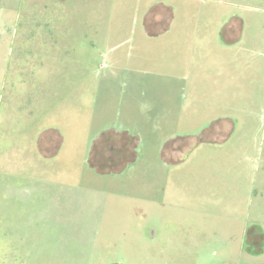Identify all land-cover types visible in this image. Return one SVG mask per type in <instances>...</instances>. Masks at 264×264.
<instances>
[{
    "label": "rangeland",
    "instance_id": "374dc122",
    "mask_svg": "<svg viewBox=\"0 0 264 264\" xmlns=\"http://www.w3.org/2000/svg\"><path fill=\"white\" fill-rule=\"evenodd\" d=\"M202 5L223 9L220 22L229 14L244 18L251 36L264 37V0H0V264H264V138L255 162L260 165L255 194L261 202L252 217L237 221L210 212L226 204L211 203L215 182L200 181L208 193L200 211L195 199L190 201L194 209H172L157 206L148 192L135 194L127 177L128 190L123 183L94 178L80 155L87 148L83 135L108 125L104 114L110 107L112 113L119 110L117 100L115 107L105 99V87L114 85L121 101L129 94L121 92L129 78L119 75L120 69L152 67L160 60L158 69L168 71L165 42L153 38L143 44L141 37L164 33L174 16L189 19L190 10ZM249 21L262 22L261 28ZM241 25L232 17L224 38L237 37ZM158 50L162 57L156 56ZM152 86H139L138 98L144 102L155 94L159 100L148 103L162 102L161 90L155 86L158 90L151 92ZM76 103L73 127L80 140L72 173L77 176L67 184L64 173L41 171L44 162L35 149L39 130L52 116L64 120ZM230 128L220 121L199 139H170L162 159H184L201 141H222ZM40 137L42 149L54 142L52 132ZM110 144L94 150V157L106 163V171L114 166L118 173L112 161L123 153L118 141ZM243 226H256L253 240L257 245L263 239L261 253L243 247Z\"/></svg>",
    "mask_w": 264,
    "mask_h": 264
},
{
    "label": "crops",
    "instance_id": "0c3cea01",
    "mask_svg": "<svg viewBox=\"0 0 264 264\" xmlns=\"http://www.w3.org/2000/svg\"><path fill=\"white\" fill-rule=\"evenodd\" d=\"M180 11L184 12L183 8ZM190 11L193 16L189 19L178 20L174 16L167 32L141 37L143 44L153 38L165 42L170 59L168 71L158 69L160 60L152 67L139 69L132 64L128 68L130 71L119 70V75L127 73L129 78L126 84L121 85V92L129 93L122 97V101L114 85L104 89L109 104H115L117 100L119 105L117 112L112 113L109 106V111L103 113L108 124L105 127L114 132L121 126L140 138L139 159L134 162L133 174L130 177L121 173L102 175L100 169H92L87 162L90 161L87 155L92 143L104 125L93 134L83 135L87 148L80 150V155H85L86 170L94 178H104L103 182L114 184L123 183L128 190L127 177L131 191L141 197L148 192L157 206L189 211L194 209L190 201L195 199V208L200 211L203 207L199 202L206 201L204 184L215 182L217 190L212 193L211 203L226 204L219 209H210V212L227 215L235 221L244 220L253 216L254 206L257 201L261 202L255 194L256 167L257 171L260 169L255 162L264 138V37L251 36L248 22L238 15L229 14L222 22L217 20L225 12L218 6H195ZM232 17L241 19L240 34L223 41L221 31ZM249 22L253 27L261 28L262 22ZM129 40L131 38L127 42ZM134 40L136 42L139 38ZM255 49L263 55L259 53L256 56ZM163 54L158 50L156 56L162 57ZM115 60L119 64L120 57ZM153 75L165 82L153 84L152 78L156 79ZM148 84L153 85L151 92L161 90L160 95L165 97L162 102L148 103L154 98L159 100L155 94L144 102L138 98L137 88ZM74 109L77 112V103L75 107L71 105L64 120L55 116L49 119L45 130L40 129V135L37 134L35 149L38 159L44 162L41 171L64 173L67 184H72L77 176L72 173V164L77 169L80 140L73 127ZM220 121L229 123L231 127L222 141H201L184 159L171 166L165 165L167 162L162 159L161 151L166 141L178 137L199 139L211 124ZM126 124L134 127L128 129ZM47 132L54 134V142L42 149L39 138ZM62 159L65 163L60 165ZM202 180L204 184L200 182ZM262 201L264 203V199ZM245 229L243 226L242 231Z\"/></svg>",
    "mask_w": 264,
    "mask_h": 264
},
{
    "label": "flooded vegetation",
    "instance_id": "af4514ba",
    "mask_svg": "<svg viewBox=\"0 0 264 264\" xmlns=\"http://www.w3.org/2000/svg\"><path fill=\"white\" fill-rule=\"evenodd\" d=\"M116 126V125H115ZM119 127V126H118ZM108 127H105L101 130L99 135L94 139L95 142L92 143L91 149L89 154L87 155L88 160H90V167L92 169H97L101 171L102 175H109V174H115L114 172V166L108 167L109 170L106 171V163L100 161V158L94 157L96 156L94 150H102V147H110L111 146V141H118L119 145L121 147V151L123 153L122 157L114 160L112 162L118 163V173L124 174L128 177H130L131 174H133V168H134V162H136L139 159V149L138 145L140 143V138L137 134H134L132 132L127 131V129L122 128L121 126L119 128H115L114 132H109ZM103 154V152H102ZM110 157V156H109ZM87 160V159H86ZM99 160L100 162H98ZM109 160V159H107ZM123 162L124 164L120 166V162ZM88 162V161H87ZM109 162V161H108ZM174 162H167L165 165L171 166L173 165ZM132 187V186H131ZM254 227L246 228L245 232L243 234V247L247 248L249 251H251L252 254H257L262 252V240H259V243L256 245L255 241L256 239L253 240L254 238ZM251 229V230H250ZM250 230V231H249ZM249 231V234H248ZM261 236L263 238V234L261 233ZM252 247V250H251ZM254 249V250H253Z\"/></svg>",
    "mask_w": 264,
    "mask_h": 264
},
{
    "label": "trees",
    "instance_id": "16d2710c",
    "mask_svg": "<svg viewBox=\"0 0 264 264\" xmlns=\"http://www.w3.org/2000/svg\"><path fill=\"white\" fill-rule=\"evenodd\" d=\"M225 27V26H224ZM169 29H167L165 32H167ZM223 30H224V28L222 29V31H221V34H220V37L222 38L223 37V41H224V36H223ZM164 32V33H165ZM146 33V32H145ZM162 34V33H161ZM146 35H148V36H152L153 34H149V33H146ZM251 227H254V226H251ZM256 227V226H255ZM251 230V229H250ZM249 230V231H250ZM249 231H248V234H249Z\"/></svg>",
    "mask_w": 264,
    "mask_h": 264
}]
</instances>
